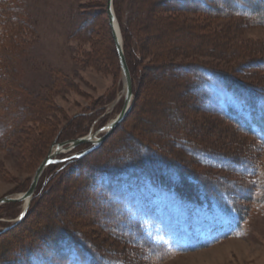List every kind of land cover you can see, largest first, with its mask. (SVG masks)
<instances>
[{
  "label": "rangeland",
  "instance_id": "1",
  "mask_svg": "<svg viewBox=\"0 0 264 264\" xmlns=\"http://www.w3.org/2000/svg\"><path fill=\"white\" fill-rule=\"evenodd\" d=\"M168 1L120 0L131 23L124 52L133 78L134 111L110 134L102 144V152L95 157L102 153L111 157L121 148L129 152L128 147L135 146L134 137L149 143L148 140L160 139L162 132L186 137L199 147L236 155L254 154L250 138L199 109L191 99L188 71L183 70L181 75L177 67L198 63L235 69L242 79L264 84V72L250 66L253 60L264 57V26L250 27L237 17L175 11ZM10 4L15 12L20 11L17 14L26 26L20 30L21 42L5 45L2 53L13 68L15 80L8 77L5 63L0 62L3 78L0 86L14 83L16 87L10 91L0 89V98L7 99L0 107V121L3 116L7 123L6 136L0 135V200L24 193L56 144L95 134V139L103 137L104 128L120 114L126 98L125 78L111 28L107 16L101 14L106 10L107 0H12ZM84 26L93 29V33L80 32ZM220 93L231 105L240 108L229 94ZM9 99L18 105L9 103ZM21 103L32 106L27 117L21 116ZM129 135L134 136L132 140ZM74 136L77 138L61 141ZM172 141H164L176 148L169 155L189 167L196 165ZM92 146L84 143L69 150L66 156L75 158ZM63 155H57L56 159L62 161ZM50 170L55 177L44 184L45 172L41 176L39 184L44 191L40 198L34 194L28 207L32 210L29 220L1 238L0 245L12 247L22 240L24 233L33 235L54 217L62 218L65 224L76 223L98 244L107 241L109 237L95 217L96 211L99 212L97 200L84 184L82 171L61 172L57 167ZM130 197L133 200L129 208L146 223L151 236L173 247L189 245L185 235L164 230L163 221L158 222L155 213H161V197L143 200L134 193ZM25 207L23 202L0 206V232L20 223L17 220ZM201 237L206 238L202 234ZM35 260L36 264H43L38 255ZM163 264H264V215L255 216L248 233L241 237Z\"/></svg>",
  "mask_w": 264,
  "mask_h": 264
},
{
  "label": "trees",
  "instance_id": "2",
  "mask_svg": "<svg viewBox=\"0 0 264 264\" xmlns=\"http://www.w3.org/2000/svg\"><path fill=\"white\" fill-rule=\"evenodd\" d=\"M11 1L0 0V62L5 63L8 77L15 80L13 68L3 58L2 53L5 45L21 42L20 30L26 26V22L18 16L20 11L15 12ZM168 2L175 11L224 18L237 17L250 27L264 26V0ZM114 6L126 52L127 36L131 31L129 15L127 9L122 8L123 3L120 0H114ZM101 14L108 19L107 7ZM86 31L90 35L93 33V29L85 26L80 30L83 33ZM110 31L116 47L112 30ZM115 52L119 59L117 48ZM250 66L252 70L264 72V57L253 60ZM177 68L181 75H184L183 70L188 71L191 99L197 102L199 109L218 117L240 134L250 138L253 141L254 154L236 155L199 147L193 140L176 137L169 132H162L160 139L157 137L156 140H148L149 143L129 135V140H132L131 137L136 139V147L129 146V152L118 149L111 157H104L103 153L95 157L102 152L104 145L84 158H72L64 154L60 159L62 161L48 166L49 170L44 174V184L55 177H52L50 168L57 167L58 171L72 173L80 169L84 184L97 200L99 212L96 211L95 217L99 218V226L102 225L103 231L109 237L107 241L103 240L106 244H98L76 223L70 221L65 224L62 218L54 217L52 221L35 230L33 235L24 233L22 240L12 247L0 245V264H36V255L43 264H113L112 261L118 264H163L248 233L251 220L255 216L264 215V84H253L242 79L235 69L212 68L198 63ZM2 79L0 76V80ZM10 79L8 81L13 83ZM13 84L3 88L0 86V89L16 90ZM220 92L229 94L239 103L240 108L231 105ZM11 97L14 95L9 96ZM5 102L7 99L0 98V107ZM10 102L14 106L18 105L17 101ZM22 107L21 116L27 117L26 113L31 112L32 106L22 104ZM133 111L134 104L125 121ZM173 111L179 114L177 109ZM21 120L22 118L18 124ZM5 128L7 123L2 116L0 135L6 136ZM76 138L74 136L61 140L60 137L57 140L60 142ZM165 139L173 140L175 147L189 154L196 165L192 163V168L172 158L169 153H173L171 149L176 148L167 146ZM43 189L39 184L35 198H40ZM132 193L143 197V200L161 197V213H155L160 219L158 222L163 221L164 230H176L185 235L189 245L173 247L168 242L151 236L146 223L136 217L128 206L133 200L130 197ZM31 214L30 208L18 225L0 232V239L21 228ZM103 218L107 221H103ZM93 227L98 228L96 225ZM91 233L94 235L92 231ZM201 234L206 238L201 237Z\"/></svg>",
  "mask_w": 264,
  "mask_h": 264
},
{
  "label": "water",
  "instance_id": "3",
  "mask_svg": "<svg viewBox=\"0 0 264 264\" xmlns=\"http://www.w3.org/2000/svg\"><path fill=\"white\" fill-rule=\"evenodd\" d=\"M107 13H108V19H109V25L112 30L113 38L116 44V48L118 51V56L120 60V65L122 69V74L125 78L126 83V98H125V104L120 112V114L114 119L112 122H110L103 131L106 132V134L96 139V142H93V138H95V135H90L87 138H79L76 140L67 141L64 143H58L56 144V154H52V152L48 155V157L44 160V162L41 164V166L38 168L35 177L31 183V186L28 191L19 194L17 197H4L0 200V206L6 204V203H15V202H24L26 200H29V204H31V201L34 197L35 191L37 189V186L39 184L40 178L43 175L45 169L52 164L57 162L56 157L57 155L69 152L71 149L76 148L79 145H82L84 143H91L93 144L92 148L81 153L75 155L77 158H83L86 155H89L91 152L95 151L97 148H99L110 136L111 133H113L127 118L128 114L131 112L132 106H133V79L131 76V72L129 69V65L127 63V59L124 52V41L122 36V31L120 27V23L118 21L115 9H114V0H107ZM119 29L120 35L117 33V28ZM67 146H70L67 148ZM29 204L23 209L21 215L19 216L17 222L19 223L26 215L28 211Z\"/></svg>",
  "mask_w": 264,
  "mask_h": 264
},
{
  "label": "bare ground",
  "instance_id": "4",
  "mask_svg": "<svg viewBox=\"0 0 264 264\" xmlns=\"http://www.w3.org/2000/svg\"><path fill=\"white\" fill-rule=\"evenodd\" d=\"M120 27H121V26H120ZM116 30H117V33L120 35V32H119L118 26H117ZM121 31H122V30H121ZM93 142H96V139H95V138H93ZM101 146H102V145H101ZM101 146H100V147H101ZM100 147H99V148H100ZM91 148H92V147H91ZM97 149H98V148H97ZM97 149H96V150H97ZM85 151H86V150H85ZM82 153H83V152H82ZM91 153H92V152H91ZM52 154H54V155L56 154V148L52 150ZM86 156H87V155H86ZM86 156H84V157H86ZM84 157H83V158H84ZM45 170H46V169H45ZM44 172H45V171H44ZM23 203H24V207H25L26 204H29V200H26V201H24Z\"/></svg>",
  "mask_w": 264,
  "mask_h": 264
}]
</instances>
